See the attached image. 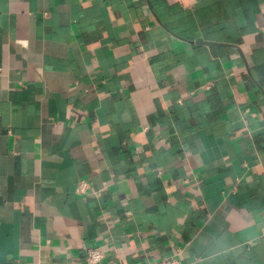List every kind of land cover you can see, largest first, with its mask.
<instances>
[{
	"label": "crops",
	"instance_id": "1",
	"mask_svg": "<svg viewBox=\"0 0 264 264\" xmlns=\"http://www.w3.org/2000/svg\"><path fill=\"white\" fill-rule=\"evenodd\" d=\"M91 246L264 264V0H0V264Z\"/></svg>",
	"mask_w": 264,
	"mask_h": 264
},
{
	"label": "built area",
	"instance_id": "2",
	"mask_svg": "<svg viewBox=\"0 0 264 264\" xmlns=\"http://www.w3.org/2000/svg\"><path fill=\"white\" fill-rule=\"evenodd\" d=\"M88 182L86 180H81L77 185L76 191L78 193H84L87 191ZM105 253L103 249L98 246H91L87 250L86 262L88 264H102ZM151 264H181L178 255H172L164 259H158L153 261Z\"/></svg>",
	"mask_w": 264,
	"mask_h": 264
}]
</instances>
